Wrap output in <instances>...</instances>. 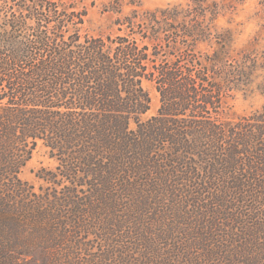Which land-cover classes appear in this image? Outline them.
I'll list each match as a JSON object with an SVG mask.
<instances>
[{
  "label": "trees",
  "instance_id": "1",
  "mask_svg": "<svg viewBox=\"0 0 264 264\" xmlns=\"http://www.w3.org/2000/svg\"><path fill=\"white\" fill-rule=\"evenodd\" d=\"M83 2L0 0V264H264V105L230 104L253 70L214 25L231 2L114 35ZM39 144L57 165L35 188Z\"/></svg>",
  "mask_w": 264,
  "mask_h": 264
},
{
  "label": "rangeland",
  "instance_id": "2",
  "mask_svg": "<svg viewBox=\"0 0 264 264\" xmlns=\"http://www.w3.org/2000/svg\"><path fill=\"white\" fill-rule=\"evenodd\" d=\"M219 3L231 2L233 7L218 15L214 25L218 32H227L230 51L234 57L250 58L251 75L249 80L236 84L232 91L230 104L238 115L249 114L264 105V0H216ZM182 4L186 0H84L87 9L85 28L92 34H116L113 22L128 15L133 10L153 11ZM205 49V47H202ZM144 88L151 99L150 110L141 117L146 120L156 114L159 96L151 83L145 82ZM57 162L49 155V150L39 144L31 159L21 172V179L35 188L45 187L43 170H53Z\"/></svg>",
  "mask_w": 264,
  "mask_h": 264
}]
</instances>
